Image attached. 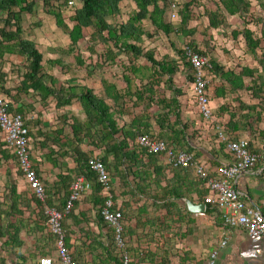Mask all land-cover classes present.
I'll return each mask as SVG.
<instances>
[{
    "label": "crops",
    "instance_id": "0c3cea01",
    "mask_svg": "<svg viewBox=\"0 0 264 264\" xmlns=\"http://www.w3.org/2000/svg\"><path fill=\"white\" fill-rule=\"evenodd\" d=\"M125 1L128 0H124L121 5V15L115 18L123 16ZM76 3L77 7L81 6L80 2ZM37 7L42 10V15L35 23L39 22L40 25L39 27L30 25L36 28L34 30L35 35L31 36L24 18L22 23L25 32L24 38L36 43L37 48L43 55L42 64L46 73L58 80L56 87L59 88L62 85L83 86L69 81H62L55 71L62 63L60 65L54 64V61L60 58L55 57V54L53 56L54 52H51V57L50 53L46 55L40 49V41L37 40L38 37L36 36L38 30H41L42 36L52 43L56 42L60 36H64L68 45H70V40L57 27L55 18L43 11L41 2L36 3V10ZM229 18L230 27L225 31H217L214 37L216 52H213L212 58L220 63L225 70H233L238 73L241 68L248 67L255 72L252 77L245 78L247 90L243 91L232 92L227 85L221 83L219 78L214 77L211 80L210 106L214 113V120L212 122L205 121L197 108L192 111L194 115L192 119H195L198 123L200 122L205 132L200 139L203 140L200 146H194L191 139L188 138L192 150L187 148L186 151L193 155H195L193 153L195 152L198 160L213 172L222 164L232 162V157L227 149L228 141L249 140L250 150L258 155L260 159L252 170L240 174L233 185L241 193L242 199L248 208H258L264 213V37L262 36L264 24L253 27L255 30L254 39L259 40L260 46L255 52H251L241 36L239 39L242 40V43L239 46L234 44L231 35L227 38L218 34L222 32L231 34L228 30L243 29V22L238 20V17ZM115 21L118 20H113V22ZM109 22L111 23V20ZM68 25L73 26L71 22H68ZM2 27L3 22H0V29ZM91 31L93 32V30ZM55 50V48L52 49V51ZM68 52L74 53L70 52L69 49ZM0 57H3L0 58V78L2 80L0 93L4 98H8L7 91H11L12 95L18 94L20 100L17 99L18 102L12 103L13 111L25 110L28 119L42 121L39 127L40 130H35L36 141L31 152L38 175L45 185L48 198H54L55 194H57L56 197L59 196L58 188L63 187L62 181L67 177L71 178L68 187L70 195L72 182L77 176H81L78 175L77 171L76 154L73 151L74 147H60L57 142L63 138L62 133L72 138V130L70 126L69 130L66 129L67 125L64 124H54V126H50L49 130H44L43 125L46 126V122L43 121L42 113L48 109L55 110V112L64 111L62 115L67 118L70 116L72 119L76 115L68 112V109L78 101L70 106L57 108L56 101L52 97L43 101L40 96L34 97L23 92L19 95L17 90L21 88L22 74L25 71V59L8 52ZM190 85L193 91L191 81ZM221 90L224 91L223 95L220 94ZM34 102L40 104L39 110L34 108L33 105L36 104ZM34 110L37 114L31 116V111L34 112ZM220 133L228 141H222L219 137ZM88 143L89 141L86 140L81 145L82 151L88 155H100V153H96L93 147L85 148L84 145ZM3 145H5L4 138L0 134V152L5 149ZM1 161L0 202L5 203L6 207L3 206L5 210L0 211V264H11L4 258L9 256L16 260L15 264H38L39 259L47 255L55 260V264H59L57 239L48 231L47 223L40 220L41 217L37 214L36 206L26 199L30 197L31 190L24 178L20 177L16 162L13 160L6 161L5 159ZM166 165L168 164L163 163V166ZM168 166L166 167L168 168ZM167 176L169 179H173L170 170H168ZM189 180L203 182L200 186L205 191L204 198L200 199L195 192L187 193L179 199H174L168 195L166 198L168 210L155 209V211L149 213L151 216L148 213H143L139 216L141 221H138V207L142 206L145 200L142 196H136L134 197L136 200H130V196L127 195L129 189L125 186L124 181L121 182L119 188L121 201H119V204L115 202V205L125 214V225H127L125 233H127L126 238L132 251L131 264H204L210 260L211 255L214 253H216L214 264H264V239L252 237L242 228L227 226L220 209L209 208L203 201L206 196L210 195V191L206 183L198 177L196 171L191 172ZM12 188H15V191H12ZM61 192L65 194L63 190ZM12 202H16L14 211L11 210ZM157 202L160 203L161 200ZM60 203L56 199L55 204L60 206ZM202 204L205 207L199 210L198 206ZM61 206L59 208H62ZM74 216V218H68L66 221L70 230L67 246L78 264H114L99 242L104 243L106 241L105 234H107V231H101L97 222L94 221L95 212L91 200L86 196L82 197L74 210ZM11 225L19 229V238L22 245L20 248H15L7 244L6 250H2L6 237L9 239V235H13L15 232ZM9 226L10 228H8ZM161 226H164L166 230H162ZM1 234H5L6 237H2ZM223 242H226V244L223 245ZM92 245L95 248H90ZM147 250L152 252H146ZM138 251L142 252L143 255L146 252V255L149 254L150 258L140 260ZM165 251L167 258L164 259L166 260L162 257ZM16 253L18 254L16 255Z\"/></svg>",
    "mask_w": 264,
    "mask_h": 264
},
{
    "label": "trees",
    "instance_id": "16d2710c",
    "mask_svg": "<svg viewBox=\"0 0 264 264\" xmlns=\"http://www.w3.org/2000/svg\"><path fill=\"white\" fill-rule=\"evenodd\" d=\"M123 1L124 0H0V22H3V27L0 29V56L8 52L21 56L26 61L24 64L25 71L22 74L23 79L20 84L21 88L17 90V93L20 95V93L23 92L26 95H33L34 97L40 96L43 101L52 97L56 101L57 108L70 106L75 101H78L82 107L85 120L82 121L75 116H73L72 119L70 118L71 122H69V126L72 130L73 137L71 138L69 135H64L62 133L63 138L59 139L57 144L60 147H74L73 151L76 154L78 175H83L92 183V191L85 193L82 197L86 196L91 200L95 212L94 221L97 222L101 231H107V234H105L106 241L104 243L101 241L99 242L102 244L103 250H105L108 257L113 260L114 264H122V258L120 257L121 253L115 243L114 230L106 223L102 215L108 197L106 196L103 186L97 181V175L90 168L89 161L91 158L99 157L105 164L109 175L110 172H112L116 174L121 181H124L125 186L129 189L127 195L130 196V200L136 196L143 197L145 202L142 206L138 207V221H141L139 220V216L143 213L149 214L159 208L168 210L166 203L168 195L174 199L182 198L187 193L193 192H195L200 199L205 196V191L202 186H200L203 182L200 180L199 182L189 180L191 172L195 171L194 167L173 168L166 165L168 166L167 168L163 166V163L166 164L163 154L148 153L146 150H141L137 146L136 139L138 134H141L142 127L145 125L144 127L148 130L150 129V124H144L142 118L135 117L129 125L126 124L120 127L115 118V110L108 104V100H111L117 107L127 96L135 97V100L138 102V98H143V92H141L143 89L149 92L150 95H154L155 85L151 80L162 76H168L167 81L174 87V91H176L178 95L181 93L180 90L175 88L172 80L173 75L178 71L177 63L170 60V58L161 59L156 57L154 51L144 50V48L138 44V42H141L142 36H149V34H146L144 31L142 23L148 21L156 30L163 32L167 36L174 33L178 37H184L187 40L186 46H190L209 59L211 68L206 69V77L210 79V81L213 80L214 77L219 78L221 83L227 85L232 92L247 90L245 78L252 77L255 71L248 67L241 68L238 73L233 70H225L220 63L212 58L213 51L216 50L214 37L217 31H225V29L230 27L229 17H238V20L243 22V29L232 30L231 34L226 32L218 34L227 38L231 35L234 41L238 39L242 42L243 40L246 47L251 52H255L260 46V42L254 39L255 30L253 27L264 24V18L253 16L249 18L251 17L252 9L251 0H209L210 7H206L202 16V18H204L203 20H206V24H203L202 32L198 31L199 20L202 19L197 17L200 16V14L197 16L195 14V11L198 13L199 7L202 6L200 0H185V4L181 10L176 3H172L170 0H128L135 6L132 14L129 15L126 22L120 24L115 23L113 22V18L121 15V5ZM37 2L42 3L43 11L47 15L53 16L57 27L68 36L70 40V52H75L78 43L85 37V31L92 29V39H99L100 42L105 45H110L108 46L107 54L112 58V61H114L115 55L111 45L120 53L124 52L131 54L134 58H144L149 63V67L126 66L127 70L129 67V72H132L134 77L146 78L148 80L146 84H144L143 80L140 81L144 85V88L140 87V89L137 88L133 90V80L127 76H123L127 86L125 92L120 90L113 83L102 81L105 97H98L94 94L93 90L87 86L78 87L75 85H62L59 88L56 87L58 80L46 73L45 67L42 64L43 55L37 48L36 43L23 36L25 33L22 27L24 15H34ZM76 2H80L81 6L77 7ZM262 3L264 7V0H262ZM173 4L177 7V9L174 10L176 13L175 18L171 16ZM68 9H73V15L70 18V22L73 26H69L64 18V12ZM166 17H169L172 23L167 22L165 19ZM109 20H111V23ZM194 20H196L198 24L191 26L190 22ZM174 22L178 24L174 25ZM39 25V22H34L32 24L34 27H39ZM197 35L201 36V41L199 42L194 40ZM240 36L242 40L239 39ZM262 36L264 37V28L262 30ZM172 46L175 47L173 42ZM179 52L182 53L184 62L191 72L190 81L193 85L192 66L187 62L184 56V48ZM76 58L80 65H83L81 56L77 55ZM60 63L59 60L54 61L55 65H60ZM145 70L149 71V76L145 75ZM1 82L2 80L0 78V83ZM211 85L212 82H210L208 87L210 103ZM6 94L8 98H4V101L7 104L9 112L12 115L20 114L24 119L25 126L29 131V147L32 151L33 145L31 136L34 135L32 130L39 129L41 122L40 120L28 119L25 110H20L19 112L13 111L12 103L18 102L17 99L20 100V98L18 94L12 95L11 91H7ZM220 94L223 95L224 91L221 90ZM0 95L2 96V93H0ZM150 101L153 102V98H150ZM159 103L171 109L175 116V121L172 123L168 122L167 129H164V121L160 120L159 125L162 128L160 137L162 139L157 136L154 137L160 140L164 139L163 141L167 142V144L172 143L182 146V148L185 146L192 150L188 141L190 137L185 130L186 125H181L180 101L174 96L170 102L161 100ZM159 103L157 102V104ZM196 107L198 110L197 103ZM64 119L68 120L67 117H64ZM0 134L3 136L1 130ZM86 140L92 144V147L94 146L93 148L95 151L100 150V155H88L82 151L81 145L85 143ZM4 143L5 145H3V147H5V149L0 152V163L2 159L6 161L13 160L18 166L16 156L12 150L8 148L5 140ZM195 158L198 159L196 156ZM168 170L171 171L173 179H169L167 176ZM19 172L21 177H23L20 170ZM211 174L213 175L214 173L212 172ZM130 178L132 179L130 180ZM70 179V177L63 179V187L58 188V198L56 197L57 194L54 195L56 198H48V206L55 205L56 199L57 202H61L60 204L62 206H60L62 208L58 206L60 210H63V208L67 206L70 197L68 190L69 184L71 183ZM153 185L156 188H153ZM61 190H63L65 194H62ZM12 191H15V188H12ZM109 194L114 201L115 197L113 192L109 191ZM30 195L32 198L27 197L26 199H28L29 203L36 206L37 214L41 217L40 220L47 223L48 217L45 214V205L40 202L32 192ZM80 200L74 203L70 213L64 217L62 222L66 230V246L68 244L67 239L70 235V230L68 229L69 227L66 221L68 218L75 217L74 210ZM150 200L152 201L149 202ZM159 200H161L160 203L157 202ZM203 201L205 202V200ZM207 206L216 210L218 209L212 205ZM14 207H16V202H12V211L15 210ZM114 209H117L116 205H114ZM123 216H125L124 213ZM149 216L151 215L149 214ZM146 221L148 222L149 220L147 219ZM123 223L126 231L125 217ZM11 227L15 232L13 235H9V239L5 236L6 233L1 234L2 237H6V244L4 243L2 246V250H6L5 247L7 244L15 248H20L22 245L19 238V229L13 225H11ZM8 228H10V226ZM125 231L124 235L126 238ZM105 243L107 244L106 246ZM90 248L93 249L95 246L92 245ZM127 251L131 257L132 251L128 244ZM17 254L18 253H16V255ZM138 258H140V260H146L150 258V256L149 254L146 255V253L143 255L142 252L140 253V251H138ZM73 260L75 264H78L74 257Z\"/></svg>",
    "mask_w": 264,
    "mask_h": 264
},
{
    "label": "rangeland",
    "instance_id": "374dc122",
    "mask_svg": "<svg viewBox=\"0 0 264 264\" xmlns=\"http://www.w3.org/2000/svg\"><path fill=\"white\" fill-rule=\"evenodd\" d=\"M172 3H176L179 9L181 10L184 6L185 0H170ZM200 4L202 5L198 9V13L195 11L196 16L200 14L199 19V25H198V31H203V24H206V20H203L202 18L204 11L206 7H210L209 0H200ZM252 9H251V17H259L264 18V7L262 0H251ZM261 4V5H260ZM123 7V6H122ZM134 5L130 3L129 1L124 2V8H123V16L120 18H113V20L117 23L125 22L128 20L129 15L132 14V11L134 10ZM42 15V10L37 7V10L34 15H24L26 26H28L29 35L34 36L35 35V29L34 27H31L30 25L37 21V19ZM73 15V9H68L64 12V18L66 22H70V18ZM5 18V16H4ZM23 18V19H24ZM167 22L172 23L169 17L165 18ZM174 25H177V22L173 23ZM197 21L194 20L190 22L191 26L197 25ZM143 29L146 32V34H149V36L144 35L142 36L141 42H138L144 50H152L154 53H156V57H159L161 59L163 58H170V60H173L177 63L178 71L173 75V84L177 90H180L181 93H178L174 91V87L170 85L167 81L168 76H162V77H156L152 78V83H154V95H150L149 92H146L144 89L141 90L143 92V98L139 99L138 102L135 100V97L133 96H127L124 100H122L118 106L116 107L114 103L111 100H108V104L111 108L115 110V118L117 120V123L120 127L124 125H129L131 121L135 118H142L144 124H150V129H146L144 126L142 127L141 134H149L153 136H157L159 138L161 135L162 128L160 127L159 123L160 120L164 121V129H167V123H172L175 121V116L173 115L170 108L164 107L161 103H159L161 100H166L167 102H170L171 99L176 96L177 99L180 101L181 105V125H186V133L189 134V137L191 138V141L193 142L194 146H200L203 143V140H200L202 136H204V129L200 122L198 123L195 119H192L194 117L192 111L196 109V103L193 96V91L190 85V70L186 66L184 62V58L182 53H180V50H183V48L187 45V40L184 37H178L174 33L170 34L169 36L165 35L163 32L156 30L148 21H144L142 23ZM40 29V28H39ZM92 30V29H91ZM88 30L85 31V37L83 40H81L78 43V47L75 50L74 53H69L68 49L70 48V45H68L67 40L64 38V36H60L56 42H51L41 34V30H38V35H36L39 40L40 49L47 55L53 53V56L55 54V57L60 58L62 65L58 69H56L57 76L62 81H69L74 84H79L83 86H87L88 88L92 89L94 94H96L98 97H105L104 95V89L102 85V81H107L109 83L115 84L120 90L126 91L127 86L124 82L123 76L129 77L131 80H133V87L132 89H140L144 88V85L140 82L143 80L144 84L148 82L146 78L141 77H134L132 72H129L126 69V66L134 65V66H146L149 67V63L144 58H134L131 54L127 53H120L117 49H115L112 45L111 48L113 49L115 59L112 61V58L108 56L107 50L108 46L104 43L100 42L99 39H92L91 34L92 31ZM228 32H231L228 30ZM48 35H50L49 32H47ZM201 36H196L195 41L199 42L201 41ZM172 42L175 44V47L172 46ZM240 42L238 39L234 41L235 45L240 46ZM55 48V51H52V49ZM213 52H216L213 51ZM80 55L83 65H80V63L77 61L76 56ZM240 56H242L240 54ZM52 57V54H51ZM160 59V60H161ZM145 75L149 76V71L145 70ZM16 78V77H15ZM159 80V82H158ZM150 98H153V102L150 101ZM36 99V98H35ZM32 101V100H31ZM37 101V99H36ZM157 102L159 104H157ZM36 104H32L34 108L38 109L40 108V104L37 102H34ZM30 104V103H29ZM211 107V106H210ZM212 109V108H211ZM68 112H71V114L76 115L79 119L82 121L85 120V116L83 114L82 107L80 103H75L73 106H71L70 109H68ZM191 111V112H190ZM29 112V111H28ZM64 111L59 112L55 110H46L42 113V116L44 117V122H46V126L43 125L44 130H49L51 128L50 126L54 124H64L67 125L66 129L69 130V122L70 116H68V120L64 119V116L62 115ZM36 115L37 112L34 110V112L31 111V116ZM48 118V120H46ZM42 122V121H41ZM33 134L35 135L36 131L33 129ZM148 131V132H147ZM32 135V145L34 147L35 145V136ZM139 135V134H138ZM162 139V138H161ZM164 140V139H163ZM167 143V142H166ZM169 145L173 146L174 148L178 150H187V147L178 146L172 143H169ZM85 148L92 147V144L90 142L87 145H84ZM94 147V146H93ZM193 152V151H192ZM96 153L99 154L100 151L96 150ZM195 156L198 158L197 154L193 152ZM20 175V173H19ZM21 177V175H20ZM110 179H111V192H113V195L115 197L116 204H119L121 201V194H120V186H121V179L114 173L110 172ZM30 193V192H29ZM32 198V196L30 195ZM133 200H136L133 198ZM6 204L0 202V211L5 210ZM54 207L58 208V205H53ZM59 209V208H58ZM127 228V225H126ZM162 230H166L164 226H161ZM127 234V233H126ZM151 251L147 250L146 252ZM145 252V253H146ZM152 252V251H151ZM163 253V252H162ZM10 255V254H9ZM164 258H167L166 251L163 254ZM8 256V255H7ZM6 260H8V263L15 264L16 260L12 256L4 257ZM166 260V259H164Z\"/></svg>",
    "mask_w": 264,
    "mask_h": 264
},
{
    "label": "built area",
    "instance_id": "2783aa9c",
    "mask_svg": "<svg viewBox=\"0 0 264 264\" xmlns=\"http://www.w3.org/2000/svg\"><path fill=\"white\" fill-rule=\"evenodd\" d=\"M176 5H172V18L176 17ZM184 56L193 69V94L198 106V111L205 121L212 122L214 113L210 107L209 84L210 79L206 77V69L211 68L209 59L190 46L184 47ZM0 130L9 149L12 150L18 161V167L32 194L45 205V213L48 217L47 229L56 237L57 254L59 264H75L72 253L66 246V231L63 227L64 217L70 213L74 203L79 201L85 193L92 191V183L83 175L77 176L70 187V197L67 206L63 211L56 207L48 206V196L44 183L41 181L35 164L32 159V152L29 147V131L25 126L22 115H12L7 107L4 97L0 95ZM222 141H228L220 133ZM136 144L141 150L148 153L163 154L166 164L173 168L194 167L196 174L207 185L210 195L206 196L205 204L220 209L224 222L230 227H239L245 230L250 236L264 239V213L258 208H248L245 201L233 185V182L243 172L252 170L260 157L250 150V143L247 139L239 141H228L227 149L232 157V162L222 164L213 170L200 162L192 153L186 150H178L149 134H140ZM90 168L97 175V181L103 186L108 197L102 215L106 223L114 230L115 243L121 253L122 264H131L132 258L127 251V239L124 235V216L122 211L114 209L115 202L109 194L111 189L110 175L105 164L100 158H91ZM226 242H223L225 245ZM216 253L211 255L208 262L214 264ZM38 264H55V260L47 255L39 259Z\"/></svg>",
    "mask_w": 264,
    "mask_h": 264
},
{
    "label": "water",
    "instance_id": "95a60500",
    "mask_svg": "<svg viewBox=\"0 0 264 264\" xmlns=\"http://www.w3.org/2000/svg\"><path fill=\"white\" fill-rule=\"evenodd\" d=\"M204 207H205V205L202 204L201 206H198V209H199V210H202Z\"/></svg>",
    "mask_w": 264,
    "mask_h": 264
}]
</instances>
